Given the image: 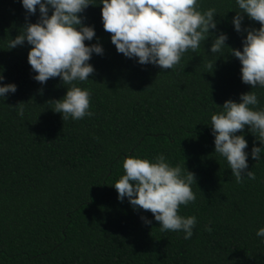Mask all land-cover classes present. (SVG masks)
Listing matches in <instances>:
<instances>
[{"label":"trees","instance_id":"1","mask_svg":"<svg viewBox=\"0 0 264 264\" xmlns=\"http://www.w3.org/2000/svg\"><path fill=\"white\" fill-rule=\"evenodd\" d=\"M91 3L78 13L95 32L84 43L98 42L103 53L88 61V80L73 83L90 90L94 115L64 120L50 101L69 85L32 78L27 42L7 47L38 11L26 16L19 0H0V83L16 85L0 99V264H264V241L257 239L264 230V151L259 160L247 158L255 179L237 183L210 134V115L251 90L240 80L239 61L227 48L217 58L210 54L209 37L171 69L138 64L115 50L100 0ZM200 7L217 9L228 48L239 50L244 29L260 26L245 16L241 31L233 30L235 0H200ZM252 90L256 107L264 106V88ZM236 134L247 141L244 151L260 146L247 126ZM158 153L194 173L195 200L178 210L197 218L188 239L160 231L149 211L118 201L112 187L125 157L151 160Z\"/></svg>","mask_w":264,"mask_h":264},{"label":"clouds","instance_id":"2","mask_svg":"<svg viewBox=\"0 0 264 264\" xmlns=\"http://www.w3.org/2000/svg\"><path fill=\"white\" fill-rule=\"evenodd\" d=\"M19 3L26 16L37 11L39 15L36 22H26L7 41L8 49L27 42L31 47L26 60L35 72L32 78L43 84L49 78L59 77L63 84L69 85L62 98L50 101L54 105L52 111L60 113L64 120L91 117L94 113L89 110L90 90L73 83L88 80L94 72L88 61L92 54L103 53L98 42L84 43L91 41L95 32L92 26L82 23L78 13L93 5L91 0H19ZM99 4L102 27L111 34V44L124 57H135L138 64L171 69L186 51H195L209 37L212 39L208 52L216 58L224 48L230 50L239 61L241 82L251 86V90L239 94V102L225 100L219 106L221 111L210 115V134L214 152L226 160L235 181L239 183L244 177L255 179L254 172L248 170L247 158L250 155L259 160L264 151V106L256 107L259 100L252 90L264 88V0H235L239 11L230 21L234 31H241L245 16L260 25L244 29L239 50L225 44L227 34L217 28L214 20L217 9L201 10L200 0H100ZM216 58L205 66L212 70ZM3 80L0 74V82ZM15 90L14 83H0V99ZM23 112L20 106L17 114L22 116ZM245 126L260 142V146L251 147L250 153L244 151L247 141L243 135L236 134L242 133ZM122 168L123 174L112 185L117 200L127 198L133 210L138 206L149 211L152 219L159 222L160 231H182L184 239L190 238L197 218L182 216L178 210L195 200L194 173L184 163L172 165L163 153L151 160L127 156ZM140 219L145 224L151 223L146 217ZM257 239L264 241V230L258 232Z\"/></svg>","mask_w":264,"mask_h":264}]
</instances>
